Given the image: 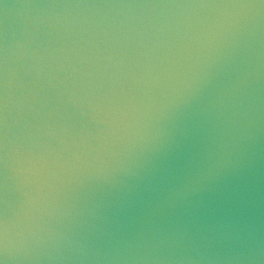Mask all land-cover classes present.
<instances>
[{"label":"water","instance_id":"1","mask_svg":"<svg viewBox=\"0 0 264 264\" xmlns=\"http://www.w3.org/2000/svg\"><path fill=\"white\" fill-rule=\"evenodd\" d=\"M0 264H264V0H0Z\"/></svg>","mask_w":264,"mask_h":264}]
</instances>
